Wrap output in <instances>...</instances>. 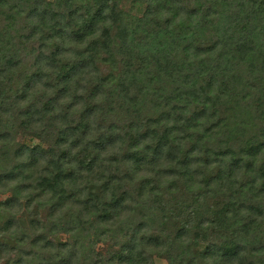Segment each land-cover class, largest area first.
<instances>
[{"label":"trees","instance_id":"16d2710c","mask_svg":"<svg viewBox=\"0 0 264 264\" xmlns=\"http://www.w3.org/2000/svg\"><path fill=\"white\" fill-rule=\"evenodd\" d=\"M0 165V232L49 209L9 264H101L121 231L127 264H264V0H0Z\"/></svg>","mask_w":264,"mask_h":264},{"label":"rangeland","instance_id":"374dc122","mask_svg":"<svg viewBox=\"0 0 264 264\" xmlns=\"http://www.w3.org/2000/svg\"><path fill=\"white\" fill-rule=\"evenodd\" d=\"M125 6V5H124ZM123 7V6H122ZM141 7V6H140ZM125 8L127 9V16L126 19L129 20L131 17H135L137 16L140 12H138L139 7L135 6L133 9H131L128 6H125ZM129 8V9H128ZM101 69L103 71H106L107 68L105 66H102ZM17 142H22L25 144H33V143H37V141L35 139H28L26 136H23L21 134H18L16 136ZM44 146V145H43ZM15 161L14 160H9L6 162V165H8V167H10L11 165H15L14 164ZM1 166V165H0ZM7 167V168H8ZM3 168H5L3 166ZM6 168V169H7ZM2 170V169H0ZM161 190V188H160ZM164 190H162L160 193H163ZM178 193L179 192H175L174 195V200L176 201L178 199ZM7 195V193H0V200L3 199L5 196ZM171 196V197H172ZM161 199L163 200V197H166V193L163 194V196H160ZM168 199V198H167ZM179 201V200H178ZM205 202L207 203V200H205ZM183 205V204H182ZM179 206H181V204H179ZM198 209L200 208V206L197 207ZM197 209V210H198ZM152 214L155 217V220L152 223H146L145 225L147 227H145L144 229H150V231L159 228L160 229H166V234L165 235H169L170 231H173V229H171L170 226V221L171 219L167 216V213H163V215L165 216L166 220H164V222L161 223L160 221V216L162 215L159 212H155V211H151ZM140 213L138 212L135 216L136 219H138ZM48 216H49V209L47 205H43L42 207H37L34 205V203H32L31 205H29L28 209H20L18 212L13 213V215L10 218V223L12 224V228H5L4 231L0 232V242L1 243H10V245L12 244V240L13 238H15L16 234H15V230H16V226H19L21 228H28L30 227V221L34 218L38 219L40 223H44L48 220ZM6 217L1 218L2 220H5ZM146 221V220H144ZM160 223L159 227L158 224ZM164 223V224H163ZM95 231V230H94ZM93 230H88V232L86 233V235H88V238L90 240L95 239L96 236L94 234ZM122 233H117L118 237L111 239L109 236L110 235H99L97 236L98 238H96V242L93 244L92 249L93 252L98 254L100 256L101 259V264H127V262L124 260L125 257V253L120 251L121 248L120 245L122 244V242L124 241V239L127 238L126 235L123 234V232L125 231H121ZM156 233V231H155ZM160 233V232H159ZM148 234H151L148 233ZM152 235V234H151ZM171 236V235H170ZM66 238V235L61 234V233H57L55 236L52 235L51 239L57 242H61L64 241ZM172 238L173 241V246L170 248V250H172L174 253L182 251V255H183V250H184V256L185 258L188 256H195V255H200L203 247H204V242L201 240H196V241H192V243L190 245L185 244L183 241L182 243H177L180 237L174 238V236L170 237ZM184 240V239H183ZM174 241L176 242L174 244ZM29 243L24 244V249H29L28 248ZM125 250V248H123ZM137 249L142 250V262H137L136 264H170L168 262V258H167V253L163 248H153V247H148L143 249L140 246H137ZM8 253H4V251H0V264H9L7 262V258L11 257L14 252H11L9 250H7ZM173 255V254H170ZM174 262H176V260H174L173 262H171V264H174ZM198 262V259H194L193 263L196 264Z\"/></svg>","mask_w":264,"mask_h":264}]
</instances>
